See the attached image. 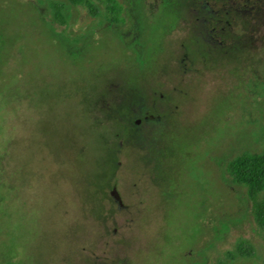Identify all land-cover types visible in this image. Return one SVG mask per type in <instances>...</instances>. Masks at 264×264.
Returning <instances> with one entry per match:
<instances>
[{"label":"rangeland","instance_id":"374dc122","mask_svg":"<svg viewBox=\"0 0 264 264\" xmlns=\"http://www.w3.org/2000/svg\"><path fill=\"white\" fill-rule=\"evenodd\" d=\"M115 1L0 0V264H264L228 173L264 149V35L203 62L205 0Z\"/></svg>","mask_w":264,"mask_h":264},{"label":"trees","instance_id":"16d2710c","mask_svg":"<svg viewBox=\"0 0 264 264\" xmlns=\"http://www.w3.org/2000/svg\"><path fill=\"white\" fill-rule=\"evenodd\" d=\"M74 5L83 6L88 9L91 15L96 16L101 11L99 6L103 7L105 15L109 22L119 23L121 7L115 0H67ZM227 3L228 7L222 10L221 15L228 19L236 21L239 33L236 37L234 48L230 49L231 40L223 39V52L219 59L236 52L242 56H247L251 52L249 44L255 42L256 37L264 35V0H240L236 8L230 6V0H216ZM251 4H247L250 2ZM243 3V4H242ZM53 19L60 24H65V5L57 1L51 2ZM200 13L204 10L200 9ZM212 16L211 14H207ZM215 18V17H214ZM219 18V17H218ZM217 19V18H215ZM215 23V20H212ZM215 25V24H214ZM228 33L231 30H226ZM230 39V38H228ZM66 42V39L63 38ZM264 41V40H263ZM258 47V46H257ZM258 48H255V50ZM233 50V51H232ZM228 173L231 182L235 185L243 187L247 192V197L251 201V211L253 219L258 229L264 236V149L260 152H247L233 159L228 165ZM236 255L239 257H252L254 255L253 248L247 242H240L236 246ZM231 258L233 254H229Z\"/></svg>","mask_w":264,"mask_h":264},{"label":"flooded vegetation","instance_id":"af4514ba","mask_svg":"<svg viewBox=\"0 0 264 264\" xmlns=\"http://www.w3.org/2000/svg\"><path fill=\"white\" fill-rule=\"evenodd\" d=\"M230 6L232 8H236V6L239 4V2H234L231 0ZM251 4L250 2H247V4ZM196 3L189 4V8L195 9V13H197V17L195 18L196 22L199 24V32L194 35L196 36V39L192 40L189 38L188 42H198L200 43V47H202V53L200 54V58H202L203 62H207V60L210 59H219V56L222 54H227V52H223V39L231 40L230 49L234 48L236 42V37L238 33L235 32V30L238 28L236 25V21L232 20L231 22L226 19L224 16L221 15L222 9L227 8V3H224L222 1H216L209 2L205 0V2H202L200 6H197ZM243 4V3H242ZM193 5V6H192ZM200 9H203L204 12L200 13ZM207 14H211L212 16H208ZM217 19H215V18ZM219 17V18H218ZM212 20H215L216 22L213 23ZM215 24V25H214ZM231 30L230 33H228L226 30ZM230 38V39H228ZM233 51V50H232ZM185 57L189 55V52L186 53ZM144 119L147 120H155L154 116H144ZM156 119H160V117H156ZM141 122V119H137ZM136 120V121H137ZM139 122V123H140Z\"/></svg>","mask_w":264,"mask_h":264},{"label":"water","instance_id":"95a60500","mask_svg":"<svg viewBox=\"0 0 264 264\" xmlns=\"http://www.w3.org/2000/svg\"><path fill=\"white\" fill-rule=\"evenodd\" d=\"M139 122H140L139 120L136 121L137 124H139ZM111 195L114 197V199L118 202V204H119L120 206L123 205V204H122V201H121V198H120V195H119V193H118L116 187H114L113 190L111 191Z\"/></svg>","mask_w":264,"mask_h":264}]
</instances>
